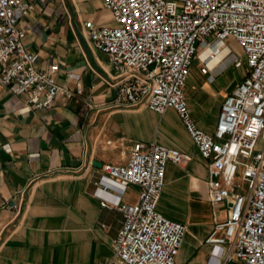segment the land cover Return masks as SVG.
Segmentation results:
<instances>
[{
	"label": "built area",
	"instance_id": "1",
	"mask_svg": "<svg viewBox=\"0 0 264 264\" xmlns=\"http://www.w3.org/2000/svg\"><path fill=\"white\" fill-rule=\"evenodd\" d=\"M101 2L112 23L84 20L83 26L113 69L107 81L115 87L112 103L174 109L205 160L208 200L226 204L225 218L213 221L202 239L208 246L205 263L264 264V0ZM30 6V0H0V84L22 96L24 109H40L58 93H74L40 69L37 53L25 47L19 18ZM228 39L239 45L238 54L230 52ZM197 56L199 72L209 79L224 57L243 68L224 95L211 132L195 125L183 93ZM190 158L174 147L136 141L124 162L101 165L99 188L112 196L99 203L122 216L108 264H176L185 225L160 214L156 203L165 163ZM128 184L138 186L130 204L119 201Z\"/></svg>",
	"mask_w": 264,
	"mask_h": 264
},
{
	"label": "crops",
	"instance_id": "2",
	"mask_svg": "<svg viewBox=\"0 0 264 264\" xmlns=\"http://www.w3.org/2000/svg\"><path fill=\"white\" fill-rule=\"evenodd\" d=\"M30 5L19 18L24 45L37 53L40 69L74 94L58 93L49 107L24 109L22 96L0 84V264H108L122 216L99 203L112 193L99 188L98 178L103 163L124 162L136 141L190 154L185 163H165L156 209L185 225L176 264H206L202 239L213 221L225 218L226 204L208 200L205 160L174 109L112 103L115 87L107 81L113 69L83 26L84 20L112 23L101 0ZM189 75L183 85L189 114L211 132L233 84ZM137 194L138 186L128 184L119 201L134 203Z\"/></svg>",
	"mask_w": 264,
	"mask_h": 264
},
{
	"label": "rangeland",
	"instance_id": "3",
	"mask_svg": "<svg viewBox=\"0 0 264 264\" xmlns=\"http://www.w3.org/2000/svg\"><path fill=\"white\" fill-rule=\"evenodd\" d=\"M227 45L230 49V52L236 53L238 54L240 52V48L239 45L233 41L228 39L227 40ZM198 56L197 58L195 57L193 62H192V66L190 67L189 70V78L188 80H193L194 78H197V73L198 71V64H199V60H198ZM214 72H213V83H218L221 86H226L228 87L229 85L233 84L234 81H236L240 75H241V71L243 68L241 67H233V65L231 64V62H229L227 57H224L222 62H217L216 64H214ZM261 143V139H259L257 141V146H259ZM235 264H240V263H235Z\"/></svg>",
	"mask_w": 264,
	"mask_h": 264
},
{
	"label": "water",
	"instance_id": "4",
	"mask_svg": "<svg viewBox=\"0 0 264 264\" xmlns=\"http://www.w3.org/2000/svg\"><path fill=\"white\" fill-rule=\"evenodd\" d=\"M95 164V162H93Z\"/></svg>",
	"mask_w": 264,
	"mask_h": 264
}]
</instances>
